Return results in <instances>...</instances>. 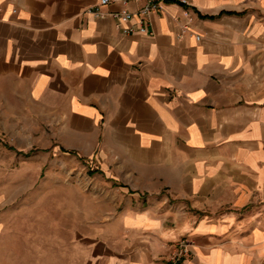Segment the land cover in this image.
Here are the masks:
<instances>
[{"label": "crops", "instance_id": "obj_1", "mask_svg": "<svg viewBox=\"0 0 264 264\" xmlns=\"http://www.w3.org/2000/svg\"><path fill=\"white\" fill-rule=\"evenodd\" d=\"M96 3L0 0V97L117 193L75 263L264 264V0Z\"/></svg>", "mask_w": 264, "mask_h": 264}, {"label": "rangeland", "instance_id": "obj_2", "mask_svg": "<svg viewBox=\"0 0 264 264\" xmlns=\"http://www.w3.org/2000/svg\"><path fill=\"white\" fill-rule=\"evenodd\" d=\"M22 102L0 97V264H76L81 242L103 236L117 193L98 153L67 149L57 123Z\"/></svg>", "mask_w": 264, "mask_h": 264}, {"label": "built area", "instance_id": "obj_3", "mask_svg": "<svg viewBox=\"0 0 264 264\" xmlns=\"http://www.w3.org/2000/svg\"><path fill=\"white\" fill-rule=\"evenodd\" d=\"M130 1L136 0H97L94 12L97 15H102V7L109 5L111 3H121L127 4ZM145 4L142 9L139 11L141 16H144L151 12H156L161 9V3L165 1H177L182 4H187L188 0H144ZM113 16L117 18L120 22H127L133 18V13L127 9H123L122 11L113 13ZM139 31L146 32L147 28L144 22L141 20L140 22ZM125 32H131V29H125ZM190 242L187 239H182L176 243L175 252L170 259V264H181L183 258L187 257L190 251Z\"/></svg>", "mask_w": 264, "mask_h": 264}]
</instances>
